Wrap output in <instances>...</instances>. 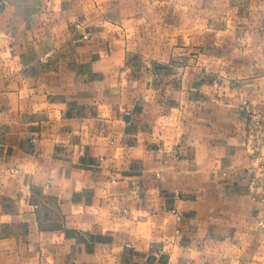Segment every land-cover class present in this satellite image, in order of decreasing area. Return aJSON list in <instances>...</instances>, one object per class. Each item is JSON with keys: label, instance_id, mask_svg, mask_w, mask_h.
Returning <instances> with one entry per match:
<instances>
[{"label": "crops", "instance_id": "obj_1", "mask_svg": "<svg viewBox=\"0 0 264 264\" xmlns=\"http://www.w3.org/2000/svg\"><path fill=\"white\" fill-rule=\"evenodd\" d=\"M254 157L264 0H0V264H264Z\"/></svg>", "mask_w": 264, "mask_h": 264}, {"label": "built area", "instance_id": "obj_2", "mask_svg": "<svg viewBox=\"0 0 264 264\" xmlns=\"http://www.w3.org/2000/svg\"><path fill=\"white\" fill-rule=\"evenodd\" d=\"M85 39H89L91 37L90 33L84 35ZM251 169L254 175V182L263 181L264 184V158L263 157H254L250 161Z\"/></svg>", "mask_w": 264, "mask_h": 264}]
</instances>
